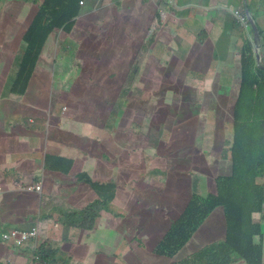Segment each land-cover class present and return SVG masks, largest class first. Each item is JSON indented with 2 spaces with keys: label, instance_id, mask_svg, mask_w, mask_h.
I'll return each mask as SVG.
<instances>
[{
  "label": "rangeland",
  "instance_id": "obj_1",
  "mask_svg": "<svg viewBox=\"0 0 264 264\" xmlns=\"http://www.w3.org/2000/svg\"><path fill=\"white\" fill-rule=\"evenodd\" d=\"M148 1L149 4L145 6L144 9L147 13H149L147 16L148 21L146 20L145 22H141L142 17L139 15L136 8L132 10V4H130L131 6L127 12V8H125L124 5L114 7L111 5V0H103L101 5L102 9L101 6L98 7V11L95 15L89 19L90 24L87 25L88 27L82 26L79 28L78 32H75L76 35H74V39L79 38L81 42H84V37L81 35L82 32L86 31L88 33V40L85 42V45L80 46L76 43V41H70L73 45L72 48L60 53V55L65 57V59L64 61H61L60 57L56 61V68L59 72L57 80L52 78L48 70L42 66L39 71L36 72L27 96L21 99L22 103L18 101L10 102L9 106L14 107L16 112H12L10 108L8 112L7 106L4 104L0 105V119H2L0 122L3 124L0 125V131L3 132L0 133V170H2V172H0V184L4 183V181H8L7 186L9 188H15L17 183L10 181L11 178L5 174L7 173L10 176H18V174L12 170L13 166L20 167L24 163V159L29 158L38 152V148L33 145V141L27 139L15 144L17 137L11 135L14 130L15 132L19 131L18 135H24L21 136V138L25 139L27 138L25 135H34L37 133V131L33 128L27 129V125L30 123L32 115H25L21 113L22 108L27 111L33 107L36 109L34 104L45 105V102L46 106H50L51 101H49V98L53 97L52 100L54 102L51 106H100L102 115L105 114L103 118L109 119L111 108L120 96L123 85L127 80L125 79L126 77H124L125 71L127 73L129 66L132 64V75L130 76L131 78L128 79L130 84L132 83L130 86L131 93L128 95L127 101L123 104V115L120 119V133H117V135L116 133L111 134L110 137H105V139H99L100 144L105 143V146H99L90 141V137L93 132L90 128V124L86 123L90 126H82L80 128H72V126L62 127L65 131L72 129V132L76 134V136L72 138L71 142H76V144L81 147H83L82 144L85 142L87 145V147H83V152H78L77 150H72L70 148H75L70 143V147L68 145L63 146V153L70 155L71 157L75 155V153H78L82 157L83 161H90L92 157L87 153L91 151V148L100 152L104 146L103 151H106L110 156V158L105 159L101 156L96 158L98 159V166L104 162L107 164L104 168L109 170L112 169L110 175L108 176H103L99 173L98 182H105V180H112L114 181L113 183L116 184H119L120 182L121 197L116 202H111V206L109 207L110 210L103 212V214L107 213L108 217L105 216L98 222L97 226L99 228H103L102 231H99V235L108 236L110 231L105 229L107 221L111 220L115 225L119 222V217L126 214V211L136 210L139 213V217H131L129 220L124 222V226L126 228L121 227V229H123L126 233L129 232L131 234L129 238L131 239L135 236H132V233L135 234L138 232L139 234L137 236L143 238L144 240L154 237L157 242L165 233L168 232L169 223L166 220H162V216L164 213H167V210L161 205V198L157 196L155 189L161 192L163 205L167 208L171 207L172 210L175 209L178 214H181L180 211L182 212V210L179 211L176 206L169 205L172 199L163 194V192L166 193L169 191L166 184V176L165 174L161 175L159 173L163 171V169L167 168L169 159L176 157L177 148L174 144H162L163 147L166 148L169 155L168 157H164L158 149L149 147V143L146 141L147 137L142 134H138L141 132L138 122H140L143 117H147L145 116V108H147V106H150L148 107L150 110H158V107H160V116L164 119L167 113L165 112L163 106H182V104L184 106H189L188 104H194L195 102L196 106H200V102L196 101V95L193 92H190L187 95L186 92H180L175 87L177 82L183 80L179 77V71L173 70L175 64L168 61H163L161 63V61L163 59L166 60L169 57L171 59L172 57L169 55L170 53L171 55H177L178 58L184 57L185 61L189 58H193L194 56L197 58L199 65L205 67L206 60L209 58V55L204 49L200 50V48H198L195 51L194 43L197 34L200 33L199 22L203 19L201 15L196 16L195 19L197 20V23L190 27L191 32H189L190 35L187 37L188 29L185 27L181 26L180 28H177L178 24L170 25L169 23L165 24L167 20H158L157 16L161 15L162 12H169L170 6H168L165 0H158L161 2L160 4L153 2L152 0H146L144 4H147ZM235 1L238 5L245 4V0ZM98 2L101 3V0ZM202 2L207 4L208 0H202ZM248 2L251 4L254 14L257 13L256 8L262 7L260 11L261 15L262 11H264V0H248ZM139 6L141 7L140 4ZM86 8L89 9L91 13L95 12L97 10L96 1L94 2V5L89 4ZM30 10V5H28L27 13L30 12ZM174 14L178 13L174 12ZM37 15L38 11L36 10V6H33V13L30 19L35 20ZM177 17L179 18V16ZM261 17L264 18V16ZM136 23H138V26H136ZM261 24L264 29V23L262 22ZM14 29L15 32L18 33V28L15 27ZM153 33L156 34L157 39L160 40H156L154 42L153 45L155 48L152 46L148 53L147 51L141 53V46ZM66 37V31L61 32L58 36H56L57 43L61 45L59 48H62L63 50V42ZM236 38L237 36H234L232 41L235 42ZM201 43H204V41ZM47 48L48 43L45 45L44 50ZM218 49L226 54L224 60L231 58L229 52L231 51L232 46H230L226 40L219 42ZM7 53L8 51H2L4 56H6ZM214 55L215 51L213 53V56ZM152 58H161L156 61L159 64H155ZM239 61L240 57L238 59V62ZM182 63L184 65V62ZM210 63L215 67L221 65V62H215L214 60L210 61ZM51 65H54V63L52 62ZM137 65L138 67H136ZM4 66L5 60L1 59L0 74L2 73ZM17 67L18 63H15L12 72L4 71L9 75V79L11 81L17 76L15 75ZM70 68L74 71V80L67 81L66 73H68ZM183 71L185 72V69ZM134 73L135 75H133ZM113 74H115V77H113ZM172 77H175L176 80L172 81ZM141 91H145L146 93H141ZM160 92L164 93L163 97L165 93H167V95L165 98L158 101V103L162 104V106H155L154 102H151V99L154 97H160ZM235 95L236 92L232 91L227 97L217 98L210 105L234 106ZM5 97H8V93H6ZM227 98H229V100H227ZM155 113H150L148 116L154 115ZM4 116L6 117V121ZM35 117L41 118L39 115H35ZM20 119L22 120L21 123H19ZM55 123L56 122L54 121L53 124ZM16 124L19 125L17 126ZM213 124L214 122L211 120L204 125V131H208L205 133L206 140L213 135V131L210 130ZM226 125H220L218 129H227ZM132 128H134L133 131ZM50 129L51 132L52 129L53 132L54 129L60 130V128L52 127H50ZM124 129L129 131H124ZM40 137L42 136L40 135ZM62 139L70 142L69 135H66V137L62 136ZM34 141L37 142V140ZM225 142L226 138H217L215 141L211 142V144L217 149H220L223 147ZM41 151L46 152L48 149L43 148ZM33 163L34 161L32 159L24 165L32 168ZM77 169L79 168H76V170ZM18 171L20 170L18 169ZM177 171L178 170L175 169L173 172ZM202 182L207 186H211L208 189L209 191H214V185H217V180L211 179L209 176L202 177ZM68 187L71 188V193L74 188L80 196L78 198L76 197L80 207H74V209L85 210L91 204L100 199L99 193L95 191L86 180H76V182L73 181L72 185L64 184V182L61 181L56 183L55 191L53 187L51 190V197L49 198L47 196H43L45 194L44 192L40 194L41 192L36 191V189L33 188L31 190L32 193H37V196H43L45 198L39 204H37L34 200L35 203H31V206L33 207L36 205L41 214L50 212V200L53 197L57 199L60 204L69 209L71 207L70 204L72 203V199ZM79 190L81 193H79ZM77 193H72V195L76 196ZM185 196L187 198L189 194L186 193ZM22 197L25 199L19 198L17 200L22 203V208L20 207L19 214H24L25 217L28 218V216L32 213L31 209H34L29 207V199L34 198V196L24 194ZM142 209H144L148 215H145L144 213L141 215ZM119 213H122L119 217L112 216V214L116 215ZM167 217H170L171 223L174 221L172 213H168ZM219 219L209 222L204 228L199 229L182 253L174 257V260L158 256L155 254V251L152 253L148 252L150 255L145 252L142 254L141 247L143 246L136 243L132 244V241L130 242L125 239V236H119L112 245L108 242L105 250L110 252L112 248H114L113 250H116L121 245L125 248L128 246L129 249L124 253V262H122V264H173L174 261L176 263L178 260L186 258L192 254L193 251H199L209 244L218 242L221 239L219 235L222 230L224 231L226 229V222H221ZM25 221L26 222H21L22 224H19V226L28 225L24 227L26 229L32 225V222H28L27 220ZM121 224L118 223L117 225ZM35 225L36 224L33 223V228ZM61 226L64 230H66L64 224H61ZM16 227L18 226L14 223L12 228ZM215 227L218 228L214 229ZM91 231L92 230H79V232L83 235L80 236V241L83 244H87L85 240H87L86 237L92 233ZM101 239H103L101 236L94 237L92 241L88 242V244L98 243L99 240L102 242ZM125 241H127L128 244ZM120 242L121 244L117 246ZM133 245L139 248L137 252L134 251V253H132ZM12 250L17 254L19 253L16 249ZM26 250L23 248L20 250L24 254L22 256L25 258V262H27L30 257H33L32 252H28ZM60 251V254L63 252L65 253L64 250ZM88 258L93 260V262L97 261L95 253H91ZM121 258L123 257L119 255L117 263L121 264ZM8 259L14 262L15 258L12 257V254H9L7 257L0 255V260L4 263H9L7 262ZM56 259L59 261L52 264H70V262L64 261L65 259H62V257L58 256ZM140 259L144 260V263L140 261ZM10 263L12 264V262ZM76 264L90 263H87L84 259Z\"/></svg>",
  "mask_w": 264,
  "mask_h": 264
},
{
  "label": "trees",
  "instance_id": "obj_2",
  "mask_svg": "<svg viewBox=\"0 0 264 264\" xmlns=\"http://www.w3.org/2000/svg\"><path fill=\"white\" fill-rule=\"evenodd\" d=\"M29 1L36 5L39 4L41 9L34 20L33 26L29 28L25 35L27 40L34 32L43 33L44 30L42 23H46L49 29L52 31L66 26V24H68V22L75 15L81 12V1L83 0ZM85 1H87V3L93 4L96 0ZM157 2L158 4L161 3L159 1ZM173 11L177 12L176 9H173ZM157 18L159 21L162 19L161 15H158ZM179 21L180 20H178L176 17L169 15L165 24H178L177 28H180ZM72 26L74 25H68L66 27L67 33L72 31ZM242 37L244 42L239 46V50L242 54L241 56L244 77L242 86H240V98L234 111L235 121L233 123H227L229 132L232 135V139L226 143V150L223 152V157L228 159L231 169H233L232 174L230 176L222 174L216 175L218 192L216 195L210 194L207 198L200 197L198 195H194L192 197L188 206L185 208V210H183V214L176 221H172V223L170 222L171 227L168 230L167 235L164 237L163 242L161 243V246H163L165 244H171L172 241H177L174 248H170L164 252L155 251V254L161 257H167L168 259H174L175 256L181 254L185 247L190 243L195 233L207 225L205 220L208 218V216L219 206H223L225 209L226 230H222V232L225 233V236L214 244H209L199 251H193L192 254L176 263L174 261L173 264L264 263V71L257 67L254 74L247 72V70H250V66L253 67L256 65V61L250 46L251 40L246 39L245 41L244 34ZM197 39H199V35ZM156 40L159 41L160 39H157L156 34L153 33L141 46V53L144 51H147L148 53L152 46L155 48L153 44ZM200 41H204V38H202V40L200 39ZM64 47L66 49H71L72 45L65 43ZM42 51L43 50H36L33 52L31 48L28 52L29 55L25 59V63L23 65L24 67H22L21 72L17 74L16 78L11 84L12 92L10 93V97L12 99L22 103L21 99L27 96L31 82L36 75L34 71L37 64V57L35 58L33 54L41 57L43 54ZM169 55L174 56L171 55V53ZM50 57L51 56H49V58ZM160 59L152 58L155 64H159L156 61ZM163 61H165V59H163L161 63ZM136 67H138V65ZM131 75L132 64L129 66L127 73L125 71L124 77H126L125 79L127 80L123 85L120 96L111 108L109 119H103L104 124L100 128L102 132H108L111 134L116 133V135L117 133H120V119L123 115V104L127 101L128 95L131 93L130 86L132 83L130 84L128 81V79L131 78ZM133 75H135V73ZM113 77H115V74H113ZM225 88L227 91V87ZM225 88L223 89V92ZM141 93L145 94L146 92L141 91ZM163 94V92H160V97L152 98L151 102H154L155 106H157L158 101L163 99ZM41 106L47 107L46 102L45 105ZM22 110L26 111V113H31L35 110V108L33 107L28 111L22 108ZM205 113L206 111L203 109L202 115ZM100 119L102 118L100 117ZM155 119H157L156 115L143 117L141 121L138 122V125L141 128V132L138 134H142L143 136L147 137L146 141H148L149 147L158 149L164 141L168 140L170 133L169 130L167 131L165 128H161L160 125H153V121ZM0 125L3 124L0 122ZM200 125L201 127H204L205 125L203 117L201 119ZM30 128H32V126L27 125V129ZM44 128L45 127L43 126L41 131H43ZM133 129L134 128H132V131ZM169 129H171V126ZM124 131L129 130L124 129ZM0 133L3 132L0 131ZM18 133L19 131H16L15 136H17ZM43 134H47V131L43 132ZM21 136L24 135H20L19 138H21ZM15 144H17L16 140ZM34 144L35 143H33V145ZM100 156L104 159L110 158L109 154L106 151H103V147L100 151ZM66 162L69 163L70 169L67 167V165H64ZM48 164H50L49 156L47 157V165ZM73 165V162L66 157H53L51 169L59 173L70 175ZM12 169L19 175L18 169H20V167L17 169V167L14 166ZM32 172L33 175L31 180L24 179L19 181L20 186L25 185L27 192H30V189L36 187L37 183L42 180V174H39L40 172H38L37 169L33 170ZM159 173L161 175L165 174L166 176L168 171L163 170ZM19 176L20 179H23L26 177V174ZM77 180H86L100 195V199L97 202L91 204L85 210L74 209V207L71 205V207L68 209L66 206L60 204L57 199L52 197L50 200L51 204L49 206V210H51L50 212L41 214L36 205L33 207L30 206V208L32 207L34 209H31L32 214L26 218L19 214V205L15 202V200L19 199L20 197L18 195H8V197H5L4 201L0 202V255H6L7 250L4 248V245L9 242V240H7L2 235V233L6 232V230H12L11 228L14 223L17 224V229L30 231L33 228V223L36 224L38 221H42V224L46 225L52 220H58L65 225L66 231L70 232L72 237L77 242L80 240V236H83L79 232L80 229L92 230V233H90L88 237L91 235L92 236L89 238L98 236L100 228L97 226V224L103 218V212L110 210L109 207L111 206V202L114 200L115 189L117 185L112 182H94L93 179L90 178L89 174H83V177L77 178ZM155 191L157 192V196L161 197V192L157 189H155ZM43 192L45 193L43 196H47L48 198L51 197V190L48 185H45L40 194ZM35 194L31 193V196H34V198L29 199L30 205L31 203H35L34 200L37 202V204H39L45 198L43 196H37V193ZM122 213L116 215L112 214V216L119 217ZM142 213H146V211L142 209L141 215ZM168 213L173 214L174 211L164 213L162 216L163 221H171L170 217H167ZM131 217H139V213L136 210L128 212L126 211V214H123L119 217L118 223H122L121 225H117L118 223L114 225V223L108 219L109 221H107L108 223L105 228L110 232L106 238L102 239V241L106 240V243H108L111 242L109 240L114 241L119 236H125V239L130 242L132 241V244L136 243L140 246H143L141 247V253L144 254L145 245L150 246L148 240L151 241L155 238L150 237L147 240H144L143 238L137 236L139 234L138 232L135 234L132 233V236L135 235L133 239L129 238L131 234L129 232L126 233L123 231L121 227H125L124 222L129 220ZM25 220L32 222V227L30 226L29 228L25 229L24 227L28 225L19 226V224H22L21 222H26ZM258 236L260 237L261 241L257 244L254 242V238ZM125 242L127 243V241ZM78 243L80 244V242ZM102 245L103 243L99 244V242L83 245L79 247V251L80 253H84V255L86 253L88 256L91 253H95L97 261L94 262V264H101L99 253L101 252ZM12 247L19 251V253H23L20 251L23 247L20 246L19 243L13 242ZM122 247L125 248L124 246ZM33 248L34 247L30 245L27 250L25 248L23 249L28 251L32 250ZM51 248V246L48 247V245L44 244L42 249L43 252H39L43 260V264H52L56 261H59L56 259L58 256L62 257V259H65L64 261H68L69 258L64 254V252L60 254V247L52 250ZM136 248L137 250L139 249L137 246ZM117 252L118 256L120 255L123 257L122 251L117 250ZM145 253L150 255L148 251ZM9 254H12L11 251ZM118 256L114 260L116 263L118 261ZM102 260L105 261L104 264L108 262L107 253L102 252ZM140 261L144 263V260L140 259ZM122 262H124V258H121L120 263L122 264ZM0 264L11 263L10 261L9 263H4L2 260H0Z\"/></svg>",
  "mask_w": 264,
  "mask_h": 264
},
{
  "label": "crops",
  "instance_id": "obj_3",
  "mask_svg": "<svg viewBox=\"0 0 264 264\" xmlns=\"http://www.w3.org/2000/svg\"><path fill=\"white\" fill-rule=\"evenodd\" d=\"M146 0H125L124 7L127 8L126 11H129V7L132 4V10L136 8L139 12V15L142 17L141 22L148 21V15L144 9L145 6L149 4H144ZM153 2L158 3V0H152ZM177 6H179V24L180 27H185L188 29L187 37L190 35L191 32L190 27L197 23L195 19L196 16L201 15L203 18L199 22V32L196 36L195 40V51L200 48V50H205L209 58L206 60V66H200L197 58L193 56V58H189L185 61L184 57L178 58L177 55L171 56L170 59L167 58L165 61L172 62L175 64L173 70L179 71V77L183 80L177 82L175 87L180 92L188 93L193 92L196 95V101L200 102V106H196V102L194 104H188L189 106H163L165 112L167 113L165 119L160 116L161 108L158 107V110H150L147 106L145 108V116H148L150 113H155L154 115L157 116V119L153 121V125H160L161 128H165L167 131L169 130V138L168 140L164 141L163 144L172 145L174 144L177 148L176 157L171 158L168 160L167 168L163 169L168 171L166 175V184L169 188V191L163 194L166 197L172 199L169 204L170 206H176L179 211L185 209L186 200L190 197V195L195 192L200 197H206L208 193H216L217 188L214 185V191H209L208 189L211 186L205 185L202 182V177L209 176L211 179H215V174H221L227 170V167H223L221 161L219 160V155L221 154V148L217 149L211 142L215 141L217 138H226L227 140H231L232 136L229 132L228 126L226 125L229 120L228 110L232 108V106H211L210 104L214 102L217 98H222L223 94L224 97H227L232 91L236 92L234 97V104L238 102L240 98V92L243 81V71H242V54L239 50V46L243 44L244 40L242 35L244 34L241 28L242 25L239 24L237 18L234 14L235 11L244 12L243 14L248 15V17H258L260 23H264V11H262L260 15V11L262 7L256 8L257 13L254 14L251 8V4L248 0H245V4L238 5L235 0H208V3L205 4L202 0H176ZM141 5V7L139 6ZM250 4V5H249ZM30 5V12L27 13V6ZM31 3H25V1L21 0H0V50H5L8 52L13 53H21L24 52L26 49L25 44V35L28 32L29 28L33 24L34 20L30 19L33 13V6ZM122 5V4H121ZM120 5V6H121ZM36 6V10L38 13L40 12L41 6ZM86 9V7H85ZM264 9V7H263ZM89 11V9H88ZM91 15V12H88L86 15L82 17V26L88 27L85 24V20L88 16ZM14 17V20H13ZM138 26V23H136ZM15 27L18 28V33L15 32ZM199 35V39H197ZM234 36H237L235 42L232 41ZM204 38V43L200 42V39ZM245 37V41H246ZM73 40V36L71 38H67L65 40L66 44H71ZM226 40L230 46H232L231 51L229 52L231 55L230 59H225L224 54L220 49H218L219 42ZM249 40V39H247ZM71 41V42H70ZM69 42V43H68ZM86 39L84 42H81V46L85 45ZM36 44V43H35ZM250 46L252 48V53L254 54V58L256 61V65L253 67H249L250 70L248 72L255 73L256 68L262 69L261 65L262 62L264 63V40H261L259 43V51L261 56V63L257 61L256 58V50L257 45L256 41H250ZM55 48L56 43L55 40L53 42L48 43V48L44 50L43 58H45L46 63H44V68L48 70L50 76L57 80L59 76V72L57 71L56 65H51L52 62H55ZM237 49V50H236ZM194 51V52H195ZM215 51V55L213 53ZM49 56H51L49 58ZM180 56V55H178ZM240 57V61L238 59ZM192 59V61H191ZM214 60L215 62H221L220 66L215 67L211 65L210 61ZM64 61V60H63ZM184 62V65L183 63ZM127 63V62H126ZM183 65V67H182ZM190 69H188V68ZM71 69V68H70ZM185 69V72L183 71ZM72 70V69H71ZM73 71V70H72ZM74 73V71H73ZM68 78V76L66 75ZM172 81H175L176 78L172 77ZM9 75L5 73L0 74V104L4 100L10 99V89H9ZM227 87V91L226 88ZM225 88L224 92L223 89ZM6 93H8V97H5ZM167 93H165V98ZM229 100V98H227ZM158 106H162V104L158 103ZM205 109L206 113L202 115V111ZM50 110L53 113L52 120H56L57 122L53 125H48L49 127L53 128H60L58 129H43L41 136L40 135H25L27 138L22 139L19 138V135H16L15 130L11 133L12 136L17 137L16 141L19 143L20 141H24L29 139L33 141L34 146L38 148L37 154L25 159L24 163L20 166L19 175L23 176L26 174V177L20 179L19 177L7 175L10 181L13 183H18L20 180L28 179L31 180L33 175V170L37 169L41 176L46 175L44 167H45V158L46 156L50 157V167L53 164V157H66L67 159L73 162V169L71 170L70 175L59 173L51 169L48 171L49 174L46 175L44 178L45 185H48L50 190L55 188L56 183L61 181L64 184L72 185L73 181L76 182L77 178L83 177V174H89L95 181H98V175L101 173L103 176L110 175L112 169H106L104 166H107L103 162L100 166H98V158L100 156V152L95 151L91 148L87 154L92 157L90 161H83L80 154L75 153L72 157L70 155H66L63 153V146L68 145L70 147V143L75 147L72 150H77L78 152H83V147H87L86 142L82 144L83 147L76 144V142H71L72 138L76 136L72 132V129L69 131H65L62 127L72 126L74 127H82V126H90L92 132V136L90 137V141L95 143L96 145H104L105 143L100 144V140L105 137H110L111 133L102 132L101 127L103 126V117L102 113L100 112V108L98 106H50ZM157 110V111H156ZM100 117L102 119H100ZM204 119L205 123L209 121H213L214 124L211 127V131H213V135L206 140L205 133L208 131H204V127H201V119ZM94 119V120H92ZM90 125H88V124ZM220 125L227 126V129H218ZM159 126V127H160ZM171 126V129L169 127ZM47 131V134H43V132ZM91 134V133H90ZM69 135L70 142L62 139ZM1 138V137H0ZM34 140H37L35 142ZM64 143V144H63ZM103 146V148H104ZM132 147V146H131ZM46 148L48 151H41V149ZM90 149V148H89ZM158 150L164 157H168V153L166 148L163 145L159 146ZM33 159L34 163L32 168L29 166H25V163H28ZM83 161V162H82ZM175 163V164H174ZM218 166H217V165ZM70 169L69 163H64ZM14 167V166H13ZM19 166H17V169ZM76 168H79L76 170ZM33 169V170H29ZM177 169V172H173ZM13 170V169H12ZM2 172V170H0ZM105 182H114L112 180H105ZM118 184V183H117ZM116 196L113 202L119 200L120 196V182L116 187ZM69 192L71 193V188L68 187ZM12 191L20 195L23 193L21 190H17L16 188H12ZM72 193H77L73 188ZM71 193V199L75 202L76 197H80L77 193L76 196H73ZM79 193L80 190H79ZM157 193V192H156ZM189 194L186 200H184L185 194ZM28 194V192H27ZM34 194V193H33ZM74 198V199H73ZM161 198V205L166 207L162 204V197ZM132 204V203H130ZM31 205L29 204V207ZM168 210H172L171 207L166 208ZM174 213L178 214L177 211L174 209ZM180 211V213L182 214ZM148 215L147 213H144ZM25 216L24 214H20ZM108 217L107 213H104L102 217ZM220 218V219H219ZM226 222L225 216V209L223 206H219L216 208L206 219V224L209 222L216 221ZM54 223L56 220H52ZM51 221V222H52ZM108 223V222H107ZM106 229V228H105ZM103 228H100L99 231H102ZM102 238H106V236L99 235ZM225 233L221 232L219 235L220 238H224ZM97 237V236H95ZM69 241L76 243L77 246L87 245L88 242L92 241L93 238L86 237L87 244H83L80 240V244L72 237L69 232ZM117 239V238H116ZM116 239L113 241L111 240V244H114ZM102 240V239H101ZM102 249L99 253L101 258L100 263L104 264L105 261L102 260V252L103 253H112L118 254L117 250L122 251L125 253L126 250L129 248H123L121 245L116 250L111 249L110 252L105 250L107 247L106 240L102 241ZM99 240V244H102ZM216 243V242H214ZM213 243V244H214ZM83 244V245H81ZM121 243H118L120 245ZM89 245V244H88ZM211 245V244H210ZM6 251V257L9 255L11 251L12 257H14V262L8 259V262H12V264H30V260L28 259L25 262V258L22 256L23 253H15L11 248L7 245H4ZM15 249V248H14ZM73 258L68 259V262H76L79 263L82 260H86L87 263L94 264L93 260L88 258V255L85 253H73ZM109 259V258H108ZM113 263L116 262L113 260Z\"/></svg>",
  "mask_w": 264,
  "mask_h": 264
},
{
  "label": "clouds",
  "instance_id": "obj_4",
  "mask_svg": "<svg viewBox=\"0 0 264 264\" xmlns=\"http://www.w3.org/2000/svg\"><path fill=\"white\" fill-rule=\"evenodd\" d=\"M98 1L99 0H96L97 10L95 12H92L91 15L87 17V19L85 20V24L86 25H89L90 24L89 23V19L92 16L95 15V13L98 11V7L101 6L102 3H103V0H101V3H99ZM124 1L125 0H111V5H113L114 7L115 6L120 7L121 4L122 5L124 4ZM165 1L167 2L168 6H170V9H169V12L165 13L164 16L161 15L162 20L166 21L169 15H171V16L174 15V17H176L179 20V18L177 17L178 15L177 14H174V11H173V9H176L177 12H179V6H177L176 0H172V2L170 0H165ZM82 2H84V4ZM25 3H31V4H33L31 1H25ZM89 4H91V3H87V1H85V0L81 1V6H82L81 12L78 13L77 15H75L68 22V24H66V26H64L62 28L55 29L54 31H52V30L49 29V27H48V25L46 23H42V27H43V30H44L43 33L34 32V33H32L30 35V38L28 40L25 38L26 49H25L24 52H21V53L8 52L7 55L4 56L2 54V51L3 50H0V60L1 59H4L5 60V66L3 67L2 73L7 74L4 71L12 72L13 71V68L15 66V63H18V67L16 69L15 75L19 74L21 72V70H22V67H24L23 65L25 63V59L28 57V55H29L28 52L30 51L31 48H32L33 52L36 51V50H43L42 52L44 53L45 45L47 43H49V42H53L54 40H55V43H56V48H55V56H54L55 62H53V63H54V65H56V61L60 57H61V61H63L65 59V57H62L60 55V53L68 50V49H66L64 47L65 40L67 38L69 39V38H71V36H73L72 42L73 41H76V43H78L81 46V43H80L79 38L78 39H74V35H76L75 32H78L79 28L82 27V24H81L82 17L84 15H86L88 12H90V10L88 11L87 8L85 9V7H87ZM34 5H36V4H33L32 6H34ZM93 5H94V3H93ZM38 6H39V4H38ZM101 9H102V6H101ZM243 13L244 12H241L240 10L234 12V14H235V16L237 18V21L239 22L240 25L243 26V28H241V29H242L245 37L247 39L251 40V41H256V40L257 41H261V40H264V29L262 27V24L259 21H257V19H256L257 17L256 18L255 17H248V15H245ZM33 24H34V22H33ZM33 24L31 26H33ZM250 24H251L252 27L250 26ZM254 24H255V27L256 28H254ZM68 25H74V26H72V31L70 33H67V37L64 39V42H63V48H64V50H63L62 48H59L61 45L59 43H57L56 36H58L59 33L66 31V27ZM256 32L258 33V36H257ZM87 34L88 33L86 31H83L82 34H81L82 37H84V39H86V41H87ZM70 45H72V44H70ZM33 56L35 58L37 57V64L35 66V71H34L36 73V72L39 71V69L42 66H44V63H46V61H45V58H43V54L41 55V57H38V56H36L34 54H33ZM262 66H264V63L263 62H262ZM241 68H242V71H243V65H242ZM261 70L264 71V67H262ZM247 72H248V70H247ZM66 75L68 76V78L66 79L67 81L68 80H74V73H73V71L71 69H69V71H68V73H66ZM243 77H244V75H243ZM12 82H13V80L11 81L9 79L8 86H9V89H10V93L12 92V86H11ZM71 85H72V83H71ZM222 97H224V94H223ZM52 98L53 97L49 98V101H51V105L54 102L52 100ZM10 102H16V100H14V99H12L10 97L9 100L8 99L7 100H4L0 105L4 104L5 106H7L8 107V112H9V108H10V110L12 112H16L14 107H10L9 106ZM236 104H237V102H235L234 106H232V108L229 110V120H230L229 122L230 123H233L235 121V119H234V111H235V108H236ZM34 106L36 107V109L33 112L26 113V111L22 110L21 113H23L25 115H32V117L30 118V123H28V125L29 126H32V128L35 131H37V133L35 135H41V133H42L41 128H43V126L46 129H50V127L48 125L51 126V125H53V122L54 121L55 122H57V121L56 120H52L53 113L50 110V106L43 107L41 105H36V104H34ZM55 106H59V105H55ZM61 106H62V108H65L64 105H61ZM98 107L100 108V106H98ZM35 115H39V116H41V118H36ZM5 116H7V115H5ZM5 116H4V119L6 121V117ZM230 117H231V119H230ZM0 121H2V119H0ZM21 121L22 120L20 119V122L19 123H21ZM16 125L18 126L19 124H16ZM24 133H26V132H24ZM228 141H230V140H227L223 144V147H221V154L219 155V160L221 161V164L223 165V167H227V170L225 172H228L227 174L221 172V174L222 175H226V176H230L232 174V170H233V169H231V166H230V163H229L228 159H225L223 157V152H224V150H226V143ZM47 157L48 156H46V158H45V167H44V170H45L46 175L49 174L48 171H51L50 164L47 165ZM48 163H49V159H48ZM46 175H45V177H46ZM216 175H220V174L216 173L215 174V179H216ZM45 177L42 176V180L40 182H38V183H42L44 185V187H45V183H44V180H45L44 178ZM90 178L93 179L91 176H90ZM93 181L94 182H98V181H95L94 179H93ZM7 182L8 181H4V183H1L0 184V202L1 201H4L5 197H8V195H14V196L18 195L17 193H15V192L12 191V188H9L7 186ZM38 183H37V185H38ZM101 183H107V182H101ZM116 185L118 186V184H116ZM15 188L17 190H21L23 192V193H20V195H18V196L20 198L25 199L24 197H22V195L27 194V190L25 188V185L20 186V184L18 182L17 183V186ZM33 188H35V187H33ZM33 188L30 189V192H31V190ZM216 188H217V185H216ZM54 191H55V188H54ZM116 191H117V189H115V196H116ZM30 192H28L29 195H31V193H32V192L31 193ZM217 193L218 192H216V193H208L207 195H205L206 196L205 198H207L210 194L216 195ZM194 195L202 196V195H199V194H197L195 192H193L188 199L185 196V199L184 200L187 199L186 200V203H185L186 207L188 206L190 200L192 199V197ZM114 199H115V197H114ZM17 200L18 199H16L15 202L18 203V205H19L18 208L20 210V207L22 208V203L21 202H18ZM70 205L72 207H76V208H79L80 207L79 202L76 199H75V202L72 201V203ZM166 210H167V212L168 211L169 212L173 211V210H168V209H166ZM180 216H181V214H175V213H173V220L176 221ZM167 222L169 223V229H170V227H171L170 226V222L171 221H167ZM61 224H63V223L61 221H58V220H56L55 223L53 221L52 222L50 221L46 225L45 224H42V221H38L36 223V225L34 226V228L32 230H30V231H24V230H21V229L12 228V230H6V232H3L2 235L5 237V234L11 233L12 231H20L22 233H28V234H31L33 232H36V235L35 236H31L24 243L22 242L20 244V246H22L25 249H27V247H28V245L30 243H31L30 245L32 247H34L32 250H28V252L31 251L32 252V255H33V257H30L29 258L30 264H43V260H42V258L40 256L39 252H43L42 249H43V245L44 244L45 245H48V247L51 246L52 247L51 250L52 249H55L57 247H60L61 248L60 250H64L65 251L64 254L69 259H71L74 256L73 255L74 252L80 253V251H79V247L80 246H77L76 243H73V242L69 241V238H68L69 232H67L66 230H64L62 228ZM216 228H218V227H215L214 229H216ZM166 235H167V233H165L157 242H156V238L155 239H152L151 241H148L150 243V246L149 245H145V252H147V251L148 252H151V253L153 251H163L164 252V251H166V250H168L170 248H174L175 243L177 241H172L171 244H168V245L165 244V245L161 246V243L163 242L164 237ZM260 241H261V239H260L259 236L254 238V242L255 243L258 244V243H260ZM12 243L13 242H7L5 245H7L11 249H14V247H12ZM32 243H34V244H32ZM117 246H118V244H117ZM150 247H153V248H150ZM127 248H128V246H127ZM112 249H114V248H112ZM134 251H136V252L138 251L137 248H136V246H132V253H134ZM107 254H108V258L109 259H108V262L106 264H115V263H113V260H115L117 258L118 254H112V253L111 254L110 253H107ZM123 258H124V253H123ZM263 258H264V256H263ZM174 259H172V260H174ZM178 261H180V260H178ZM71 263L76 264L75 261L74 262L70 261V264ZM49 264H51V263H49ZM116 264H119V263H116Z\"/></svg>",
  "mask_w": 264,
  "mask_h": 264
},
{
  "label": "built area",
  "instance_id": "obj_5",
  "mask_svg": "<svg viewBox=\"0 0 264 264\" xmlns=\"http://www.w3.org/2000/svg\"><path fill=\"white\" fill-rule=\"evenodd\" d=\"M172 2V0H170ZM84 4V2H82ZM162 16L165 15V12H162ZM44 188V185L42 183H38V185L35 187L36 191L42 192ZM36 232H33L31 234L28 233H22L20 231H12L11 233L5 234V238L9 240V242H16L21 244L24 243L27 239H29L31 236H35Z\"/></svg>",
  "mask_w": 264,
  "mask_h": 264
},
{
  "label": "water",
  "instance_id": "obj_6",
  "mask_svg": "<svg viewBox=\"0 0 264 264\" xmlns=\"http://www.w3.org/2000/svg\"><path fill=\"white\" fill-rule=\"evenodd\" d=\"M254 28H256L255 27V24H254ZM256 34H257V36H258V33L256 32ZM259 43H260V41H257L256 40V45H257V50H256V58H257V61L259 62V63H261V56H260V51H259ZM261 65V67H264V66H262V64H260Z\"/></svg>",
  "mask_w": 264,
  "mask_h": 264
},
{
  "label": "flooded vegetation",
  "instance_id": "obj_7",
  "mask_svg": "<svg viewBox=\"0 0 264 264\" xmlns=\"http://www.w3.org/2000/svg\"><path fill=\"white\" fill-rule=\"evenodd\" d=\"M257 19V21H260V20H258V17L256 18ZM250 26H251V24H250ZM252 27V26H251Z\"/></svg>",
  "mask_w": 264,
  "mask_h": 264
}]
</instances>
